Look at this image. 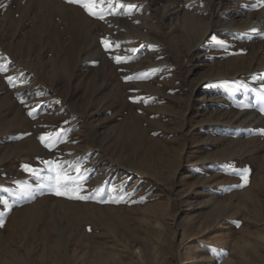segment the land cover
Returning a JSON list of instances; mask_svg holds the SVG:
<instances>
[{
  "label": "rangeland",
  "instance_id": "rangeland-1",
  "mask_svg": "<svg viewBox=\"0 0 264 264\" xmlns=\"http://www.w3.org/2000/svg\"><path fill=\"white\" fill-rule=\"evenodd\" d=\"M263 5L0 0V264H264Z\"/></svg>",
  "mask_w": 264,
  "mask_h": 264
},
{
  "label": "snow or ice",
  "instance_id": "snow-or-ice-1",
  "mask_svg": "<svg viewBox=\"0 0 264 264\" xmlns=\"http://www.w3.org/2000/svg\"><path fill=\"white\" fill-rule=\"evenodd\" d=\"M68 3L71 4H76L80 7H83L85 9V11H87L90 15H92L93 17H96L98 19H104V6L107 4L111 3V0H67ZM124 5H122L123 7ZM128 8H132L134 7L133 5H127ZM109 11H111V8H109ZM213 39H215V37H213ZM115 47H119V44L116 43L114 44ZM132 51H135V49H133ZM115 59L117 60V62H122V60H126L127 58H121V57H115ZM8 68L6 66V64L4 63H0V73L3 72H7ZM138 77H126V79H135ZM7 79L9 80V82H12V77L8 76ZM31 114V113H30ZM49 136H51V134H49ZM41 140H44V137H41ZM26 168L28 166H25ZM71 169H75L76 170V175H69L67 174V172L62 168L61 172L50 176L48 179L51 182L49 184V187L52 186V184H56L58 187H63V188H69V186H71L72 189V193H76L79 192L81 189H79L77 187V185L82 181L83 175L84 173L82 171H80L79 169H76L75 165L71 166ZM69 169V171L71 170ZM34 174H35V170H33ZM247 170H238L237 174L241 175L244 183H247ZM243 184L241 185H237L236 187H242ZM58 195H66L69 196V198H78V199H91L94 197L91 196H82V195H72L70 192L68 191H64V192H57ZM112 202H119L118 200H113ZM5 204H7V201H4Z\"/></svg>",
  "mask_w": 264,
  "mask_h": 264
},
{
  "label": "bare ground",
  "instance_id": "bare-ground-1",
  "mask_svg": "<svg viewBox=\"0 0 264 264\" xmlns=\"http://www.w3.org/2000/svg\"><path fill=\"white\" fill-rule=\"evenodd\" d=\"M216 6V5H215ZM261 9H262V11L260 12V17H258V19L257 20H252L251 21V23H253V24H256V25H258L259 23H258V21H260V19H264V17H262V16H264V5H263V8H262V6H261ZM263 19H262V21H263ZM264 23V22H263ZM264 25V24H263ZM263 25H260L261 27H263Z\"/></svg>",
  "mask_w": 264,
  "mask_h": 264
}]
</instances>
